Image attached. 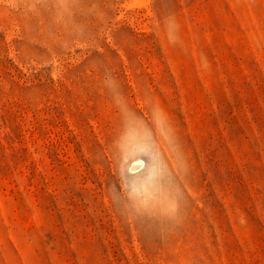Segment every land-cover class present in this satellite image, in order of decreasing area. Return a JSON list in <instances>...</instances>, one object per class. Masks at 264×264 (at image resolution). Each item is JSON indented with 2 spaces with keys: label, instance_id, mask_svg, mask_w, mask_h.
I'll list each match as a JSON object with an SVG mask.
<instances>
[{
  "label": "rangeland",
  "instance_id": "374dc122",
  "mask_svg": "<svg viewBox=\"0 0 264 264\" xmlns=\"http://www.w3.org/2000/svg\"><path fill=\"white\" fill-rule=\"evenodd\" d=\"M136 2L0 0V264H264V0Z\"/></svg>",
  "mask_w": 264,
  "mask_h": 264
},
{
  "label": "bare ground",
  "instance_id": "6f19581e",
  "mask_svg": "<svg viewBox=\"0 0 264 264\" xmlns=\"http://www.w3.org/2000/svg\"><path fill=\"white\" fill-rule=\"evenodd\" d=\"M136 1H137V0H135V5H136V4L140 5V2L137 3ZM133 3H134V2H133ZM133 3H132V4H133ZM138 5H137V6H138ZM132 6H134V5H132Z\"/></svg>",
  "mask_w": 264,
  "mask_h": 264
}]
</instances>
